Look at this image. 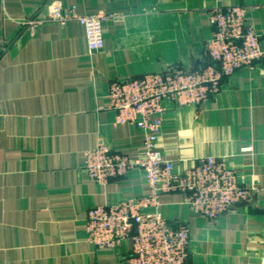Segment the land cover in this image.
Listing matches in <instances>:
<instances>
[{"label": "crops", "instance_id": "obj_1", "mask_svg": "<svg viewBox=\"0 0 264 264\" xmlns=\"http://www.w3.org/2000/svg\"><path fill=\"white\" fill-rule=\"evenodd\" d=\"M50 1L0 0V264H127L128 243L97 250L85 239L89 208L149 192L140 168L105 184L85 173L98 142L134 159L145 140L103 107L111 82L208 64L216 7H249L264 52V0H56L122 16L93 53L78 21L30 25L48 18ZM165 105L157 147L177 171L213 155L256 189L213 221L191 214L182 194L162 195L166 218L190 230L187 263L264 264V56L198 105Z\"/></svg>", "mask_w": 264, "mask_h": 264}, {"label": "built area", "instance_id": "obj_2", "mask_svg": "<svg viewBox=\"0 0 264 264\" xmlns=\"http://www.w3.org/2000/svg\"><path fill=\"white\" fill-rule=\"evenodd\" d=\"M49 11L50 21L80 22L90 51L104 47L107 21L122 18L115 12L80 15L76 5L67 8L60 1L51 2ZM209 19L214 32L207 43L209 65L193 72L171 67L111 83L107 108L116 111L118 124L129 123L145 133L141 155L133 159L102 141L85 154L84 169L92 180L105 183L141 167L149 184L150 192L141 197L88 210V242L110 248L128 243V264H187L189 229L167 220L160 202L162 194L181 192L193 213L214 218L252 191L242 186L237 170L223 158L206 156L177 171L175 162L157 147L167 100L178 105L198 103L221 89L223 77L264 55L261 35L250 23L246 7H216ZM31 23L35 28L43 22Z\"/></svg>", "mask_w": 264, "mask_h": 264}, {"label": "rangeland", "instance_id": "obj_3", "mask_svg": "<svg viewBox=\"0 0 264 264\" xmlns=\"http://www.w3.org/2000/svg\"><path fill=\"white\" fill-rule=\"evenodd\" d=\"M53 1H56V0H51L50 2H49V4H48V9H49V6H50V4H51V2H53ZM72 6V5H71ZM241 6H243V5H241ZM70 6H67V8H69ZM225 7H228V6H225ZM244 7H246L247 8V12L249 13V7H247V6H244ZM101 12V11H100ZM97 13H99V12H97ZM97 13H93V14H97ZM105 13H112V12H105ZM80 15H89V14H80ZM49 17H50V11H49V16H48V18H45V19H40V18H33L32 20H30L29 21V23H30V25L33 27V25H32V23H31V21H34V20H41L43 23H46V22H53V23H59V22H54V21H50L49 20ZM210 20V19H209ZM71 21H76V20H71ZM71 21H69V22H71ZM69 22H65V23H60V24H66V23H69ZM110 21H107V23L104 25V34H105V31H106V26H107V24L109 23ZM42 23V24H43ZM80 23V22H79ZM211 24V23H210ZM212 26V25H211ZM212 29H213V26H212ZM257 30V29H256ZM213 33L214 32H212V35H213ZM260 34V33H259ZM85 39H86V31H85ZM86 45H87V42H86ZM87 49H88V47H87ZM99 50H101V49H99ZM99 50H96V51H99ZM88 51H89V53H93V52H95V51H90L89 49H88ZM207 52H208V56H209V58H210V53H209V51H208V49H207ZM264 56V55H263ZM262 56V57H263ZM261 57V58H262ZM258 61V60H257ZM256 60L255 61H253L252 63H250L249 65H247V66H252L255 62H257ZM211 63V58L209 59V62H208V64H206V66L207 65H209ZM205 66V65H204ZM171 67H177V68H179V69H182L183 71H189V72H193V71H196V70H199V69H196V70H185L184 68H181V67H179V66H171ZM171 67H169V68H171ZM202 68V67H201ZM168 69V68H167ZM166 70V69H165ZM164 71V70H163ZM160 72H162V71H160ZM235 72V71H234ZM148 74V73H147ZM145 75V74H144ZM229 76V75H228ZM227 77V76H226ZM225 77H223L222 79H221V81H220V86H221V83H222V80L224 79ZM114 82V81H113ZM112 83V82H111ZM111 86V85H110ZM110 89V88H109ZM220 91V90H219ZM218 91V92H219ZM218 92H216V93H214V94H209L208 96H207V98H205V99H202V100H200L198 103H194V104H192V105H198V104H200L201 102H204L205 100H207L209 97H211V96H214L215 94H217ZM109 93V92H108ZM107 96H108V94H107ZM107 96H106V98H107ZM166 103V102H165ZM188 105V104H187ZM187 105H180V106H187ZM103 107L104 108H107V101L105 102V105H103ZM115 120H116V117H115ZM116 122V121H115ZM126 124V123H125ZM129 124V123H128ZM132 125V124H131ZM135 126V125H134ZM137 127V126H136ZM138 128V127H137ZM144 142H145V140H144ZM143 145H144V143H143ZM143 145L141 146V148L139 149V156L141 155V149H142V147H143ZM249 147H251L252 148V150H253V146L251 145V144H248V145H246V146H243L242 147V149H241V151L243 152V153H248V152H250V151H252V150H250V151H245V148H249ZM159 149V148H158ZM160 150V149H159ZM138 156V157H139ZM209 156H211V155H209ZM130 157V156H129ZM137 157V158H138ZM206 157V156H205ZM203 158V157H202ZM134 159H136V158H134ZM201 158H199L198 160H200ZM221 160H223L222 158H220ZM198 160H196V162H198ZM226 160V159H225ZM227 161V160H226ZM195 162V163H196ZM194 163V164H195ZM137 168H140V169H142L141 167H137ZM85 170V169H84ZM132 171V170H131ZM143 171V170H142ZM238 172V171H237ZM85 173H86V171H85ZM130 173V172H129ZM128 173V174H129ZM144 173V172H143ZM86 175H87V173H86ZM88 176V175H87ZM127 176V175H126ZM125 176V177H126ZM89 177V176H88ZM117 178H124V177H117ZM144 178H145V175H144ZM91 179V178H90ZM92 180V179H91ZM145 180H146V178H145ZM95 181V180H94ZM95 182H97V181H95ZM97 183H99V184H105V183H107V182H105V183H100V182H97ZM146 183H147V180H146ZM241 184H242V186H244V188H247V189H252V191L253 190H256V189H253V188H251L250 186H248V185H246V184H244V182H241ZM147 185H148V187H149V184L147 183ZM251 191V192H252ZM149 192H150V188H149ZM148 192V193H149ZM147 193V194H148ZM168 193H180V194H182L181 192H168ZM164 194H167V193H164ZM163 195V194H162ZM162 195H161V197H160V202H161V204L164 206V203L162 202ZM183 195V194H182ZM250 195H251V193H250ZM249 195V196H250ZM141 196H143V195H141ZM141 196H137V197H135V196H129V197H126L125 199H127V198H130V197H135V198H138V197H141ZM249 196L246 198V199H242V200H240V201H238V202H236V203H234L230 208H228L227 209V211H225V212H223L222 214H220V215H217V216H215L214 218H210V217H208V216H204V215H202V214H200V213H193L189 208H188V210H189V212L191 213V214H193V215H195V216H200V217H203V218H206L207 220H209V221H213V220H216L218 217H221V216H223V215H225V214H227L228 212H230L236 205H238V204H240V203H242V202H245V201H247L248 199H249ZM185 198H186V196L185 195H183V202H185ZM124 200V199H123ZM187 207H188V205H187V203L185 202L184 203ZM108 205V204H107ZM111 205V204H110ZM99 206H103V205H99ZM163 206H162V208H163ZM95 207H98V206H94V207H91V209L92 208H95ZM90 209V208H89ZM166 217V216H165ZM168 221H169V219H167ZM87 221H88V212H87V219H86V224H85V232H86V236H85V239H86V241L88 242V235H87V231H86V225H87ZM170 222V221H169ZM172 224V223H171ZM183 225V226H187L184 222H179V223H177L176 225H174V226H177V225ZM187 228H188V226H187ZM189 229V228H188ZM189 232H190V230H189ZM189 242H190V237H189V239H188V243H187V251H188V256H187V258L189 257ZM91 244V243H90ZM95 249H97V250H114V249H117V248H110L109 246H105V247H100L99 245H96L95 246V244H91ZM131 246L129 245V254H128V256H127V258H126V262H127V264H128V258H129V256H130V253H131V248H130ZM118 248H120V247H118ZM188 264V263H187Z\"/></svg>", "mask_w": 264, "mask_h": 264}]
</instances>
